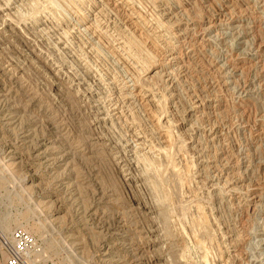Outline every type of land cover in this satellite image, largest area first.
Wrapping results in <instances>:
<instances>
[{
  "label": "rangeland",
  "instance_id": "1",
  "mask_svg": "<svg viewBox=\"0 0 264 264\" xmlns=\"http://www.w3.org/2000/svg\"><path fill=\"white\" fill-rule=\"evenodd\" d=\"M127 2L0 0V249L264 264V0Z\"/></svg>",
  "mask_w": 264,
  "mask_h": 264
},
{
  "label": "built area",
  "instance_id": "2",
  "mask_svg": "<svg viewBox=\"0 0 264 264\" xmlns=\"http://www.w3.org/2000/svg\"><path fill=\"white\" fill-rule=\"evenodd\" d=\"M1 248L7 253L5 264H53L44 258L41 243L20 229L11 232L8 239H3Z\"/></svg>",
  "mask_w": 264,
  "mask_h": 264
},
{
  "label": "bare ground",
  "instance_id": "3",
  "mask_svg": "<svg viewBox=\"0 0 264 264\" xmlns=\"http://www.w3.org/2000/svg\"><path fill=\"white\" fill-rule=\"evenodd\" d=\"M100 1V0H99ZM106 5H110L111 7H113V9H115L117 11V13H121V9L125 10L127 12V10H129L131 7L129 4V2H127V0H102ZM100 4V3H99ZM75 6V5H74ZM101 6V5H100ZM105 6V5H104ZM130 7V8H129ZM128 8V9H127ZM131 10V9H130ZM103 12V11H102ZM124 12V11H123ZM131 15V14H130ZM128 16V17H132V16ZM134 15V14H133ZM134 18V17H133ZM127 20V19H126ZM130 21V19H129ZM132 21V20H131ZM137 22V21H136ZM135 22V23H136ZM139 22V20H138ZM131 23H134V21H132ZM117 24V23H116ZM139 25V24H138ZM137 26V25H136ZM97 27V26H96ZM136 28V27H135ZM53 30V29H52ZM119 43V42H118ZM120 45V44H119ZM165 55V54H164ZM173 59H175L173 57ZM156 75V74H155ZM143 91V90H142ZM139 94V93H138ZM143 94V92H142ZM140 95V94H139ZM145 95V94H144ZM140 100V99H139Z\"/></svg>",
  "mask_w": 264,
  "mask_h": 264
},
{
  "label": "crops",
  "instance_id": "4",
  "mask_svg": "<svg viewBox=\"0 0 264 264\" xmlns=\"http://www.w3.org/2000/svg\"><path fill=\"white\" fill-rule=\"evenodd\" d=\"M6 258L7 253L3 249H0V264H5Z\"/></svg>",
  "mask_w": 264,
  "mask_h": 264
}]
</instances>
